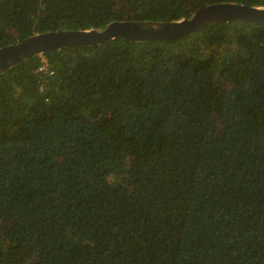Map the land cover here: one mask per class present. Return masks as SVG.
I'll list each match as a JSON object with an SVG mask.
<instances>
[{
  "label": "trees",
  "instance_id": "16d2710c",
  "mask_svg": "<svg viewBox=\"0 0 264 264\" xmlns=\"http://www.w3.org/2000/svg\"><path fill=\"white\" fill-rule=\"evenodd\" d=\"M216 2L264 6L0 0V46ZM0 264H264V23L117 36L0 74Z\"/></svg>",
  "mask_w": 264,
  "mask_h": 264
},
{
  "label": "water",
  "instance_id": "95a60500",
  "mask_svg": "<svg viewBox=\"0 0 264 264\" xmlns=\"http://www.w3.org/2000/svg\"><path fill=\"white\" fill-rule=\"evenodd\" d=\"M230 21L264 23V6L216 2L201 6L191 15L176 20H113L101 27L32 34L0 46V74L19 62L49 50L102 45L117 36L139 42L170 41L193 34L211 24Z\"/></svg>",
  "mask_w": 264,
  "mask_h": 264
},
{
  "label": "built area",
  "instance_id": "2783aa9c",
  "mask_svg": "<svg viewBox=\"0 0 264 264\" xmlns=\"http://www.w3.org/2000/svg\"><path fill=\"white\" fill-rule=\"evenodd\" d=\"M37 72H40V73H47V74H52L53 73V70L52 69H48V66L46 64V58L43 57L41 55L40 57V63L38 64V67H37Z\"/></svg>",
  "mask_w": 264,
  "mask_h": 264
},
{
  "label": "rangeland",
  "instance_id": "374dc122",
  "mask_svg": "<svg viewBox=\"0 0 264 264\" xmlns=\"http://www.w3.org/2000/svg\"><path fill=\"white\" fill-rule=\"evenodd\" d=\"M41 56V55H40ZM44 57V56H43Z\"/></svg>",
  "mask_w": 264,
  "mask_h": 264
}]
</instances>
